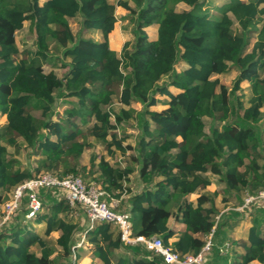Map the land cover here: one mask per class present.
I'll return each mask as SVG.
<instances>
[{"label":"trees","instance_id":"obj_1","mask_svg":"<svg viewBox=\"0 0 264 264\" xmlns=\"http://www.w3.org/2000/svg\"><path fill=\"white\" fill-rule=\"evenodd\" d=\"M179 3L189 8L177 10ZM115 6L128 11L132 23L133 39L119 53L108 39L117 21ZM212 6L207 0H0V115L5 116L0 124V201L3 192L49 172L60 178L78 175L104 190L109 202V197H121L135 174L134 188L117 206L137 213L134 235L157 236L183 256L196 253L213 229L207 263L264 264V203L246 208L251 224L246 240L238 244L243 253L237 254L229 233L241 213L232 208L220 212L216 192L200 193L195 202L187 198L210 185L212 168L237 205L243 202L242 191L264 189L259 163L264 157V0H228L216 8L218 15ZM75 17L78 29L73 32L69 20ZM27 20L33 49L21 50L15 33ZM151 25H156L155 39L144 31ZM83 32H99L101 39L83 37ZM178 62L185 68L177 71ZM43 64L64 73H45ZM230 69L236 75L227 88L214 76ZM243 80L251 91L247 106L236 94ZM157 96L167 97L163 113L150 109L160 101ZM58 100L65 104L59 113ZM114 103L119 105L111 110ZM206 117L211 119L208 132ZM125 124L136 131L133 145L119 136ZM89 137L102 144L108 157L131 152L129 163L121 167L91 154L82 165V152L93 143ZM19 142L36 156L32 169H21L8 158L6 144ZM37 194L41 210L31 221L25 218L24 195L11 220L0 227V264H75L70 256L77 233H83L102 264H165L140 244H123L110 223L88 229L65 218L83 210L70 206L60 188L40 187ZM169 219L182 225L173 241ZM32 224L43 225L42 234ZM52 232L60 233L55 253L46 239ZM224 242L233 246L221 255Z\"/></svg>","mask_w":264,"mask_h":264},{"label":"rangeland","instance_id":"obj_2","mask_svg":"<svg viewBox=\"0 0 264 264\" xmlns=\"http://www.w3.org/2000/svg\"><path fill=\"white\" fill-rule=\"evenodd\" d=\"M109 1H111L113 3L116 2V0H109ZM227 1L228 0H207V6L211 7V5H213L212 7H214V8L211 10V12L214 15H218L216 8L224 5L225 3H227ZM129 4L131 6H133L132 2H129ZM188 8L189 7L187 5L182 4V3L177 5L178 10L188 9ZM115 15L117 17V21L114 23L109 34L116 32L117 35H119V38L123 39V43H122V46H123V44L126 41H132V39H133V35L130 32L131 28H132V23L130 22L129 19L126 18L129 15L128 11H126V10H122V12L121 11L118 12L116 10ZM263 18H264V15H263ZM77 21H78V17H75L74 19L69 20L70 27H71L73 32H75L78 29ZM233 29H234V31H237L238 26L236 25V23H234ZM144 31L146 32V34L148 36H153L155 33L154 26L145 27ZM84 36H88V35L84 34ZM15 38H16V42H17L19 49H21V50L25 49V48L33 49L34 35H33L30 20L25 21L23 24V27L20 30L16 31ZM90 38H92V37H90ZM250 42L251 43L253 42V38H251ZM122 46H121V48H122ZM250 48H251V44L246 48V51L250 50ZM182 67H183V65H181V63H177L175 66V69L180 70ZM43 70L45 73H49L53 70L59 77L61 75H63V73H64L63 68L58 67V66L53 68L48 64H43ZM235 75H236V71L234 69H230L229 71H227L223 74H220V75H216L214 77H218L222 84H224L227 88H230V86L232 84V80L234 79ZM236 94L239 95L240 97H242L243 105L247 106L248 105V99L251 96V91L249 89L247 80H243L240 83V88H239V90L236 91ZM159 104L160 105L155 106L154 108L157 110H161L160 112L163 113L164 110H162V109L165 108L167 105H163L164 100H160ZM64 107H65L64 102H62L61 100H58L56 102L55 110L57 111V113H59L64 109ZM117 107H118V105L114 104L110 107V109L111 110L116 109ZM262 110H264V108ZM33 115H35L36 117H39L40 112L39 111H33ZM56 118H57L56 115L52 116V119H56ZM4 121H5V116L0 115V124H2ZM204 123H205V131L208 132V128H209V125L211 123V119L207 118V117L204 118ZM124 128H125L124 132H119L120 137L124 136L123 137L124 138L123 143L124 144H131V145L134 144L136 131L133 129V126L131 124H129V125L125 124ZM89 140L92 141L93 143H92V146L90 148L85 149L82 152V155H81L80 160H79L82 165L88 164L89 156L91 154L97 155V158L100 156H104L106 159L109 160V162L111 164L121 166V167H123L129 163V154H131V152L128 151V153L124 156L116 154L113 157H108L105 155V150L103 149V146L100 142H97V141L94 142L92 137H89ZM6 147H7V152H8V158L16 159L19 163L18 166L21 169L27 168V167H31V169H32V167L35 165L34 160L36 159V156L32 155L30 150L27 149L26 146H24V144L22 142H19L17 146H11V145L6 144ZM259 163L264 166V157H262L259 160ZM134 175L132 174V176L130 178L131 182L124 185L126 190L125 191L123 190V192L121 193L122 194L121 197L120 198L113 197L114 199H119L118 204L121 202H124V199H126V196H127V193L129 192V190L134 188V186H135ZM207 175L210 177V180H211L210 185H208L204 189L197 190V194H192V195L188 196V198L194 200L196 195H199L200 193L212 195L213 192H216L217 194L214 195V200H215V203H216L219 210L226 209L227 207L237 206V198H235L233 196V194H229L230 198H229L228 202L224 203L222 201L223 197H227L229 195L224 192V185L221 182H218L219 171L215 168H212L211 171L209 173H207ZM10 194H11V192H3L1 194L2 200L0 201V227H2L3 224H5V223L1 224L2 208H3L2 206L10 198ZM244 195H245L244 191L239 193V196L241 198L244 197ZM130 216H131L130 224H131V228H132L133 225H135L137 222L138 215L135 212H130ZM244 217L246 218V221L250 220V217L243 215V219H245ZM32 218H30V219L26 218V219L31 221ZM65 218H68V219L72 220L73 222H76L79 227L84 228L88 224V220H87V217H86L84 211H81L80 209H75V211L70 213L69 216L65 217ZM171 221L173 223L172 219H171ZM32 227L35 231L42 234L43 225L32 224ZM59 234H60L59 232H52L48 237H46L49 246L52 247L53 249H55L54 253L58 252L60 250L59 245L56 243V238L59 236ZM82 234L83 233H77L75 235V239L76 240L80 239L81 238L80 236ZM231 235H232V238L234 240L235 249L240 250V248L238 247V244H240L241 242H244L243 239L247 235V231L245 229V226H242L240 228L238 227V230H237V228L234 229V231L232 232ZM80 247H82V246H80ZM85 247H86L85 250L88 249V251H89L91 249L90 247L88 248L86 245H85ZM230 247H232V245H230ZM229 249H231V248H229ZM32 250L35 252L38 251L37 247H33ZM71 250H72V254L70 256V259L75 264L78 261L80 263L81 258H79L78 253L77 252L74 253L73 248ZM84 261H86L89 264H92V262H89L88 259L84 260ZM250 264H260V263L254 262V263H250Z\"/></svg>","mask_w":264,"mask_h":264},{"label":"built area","instance_id":"obj_3","mask_svg":"<svg viewBox=\"0 0 264 264\" xmlns=\"http://www.w3.org/2000/svg\"><path fill=\"white\" fill-rule=\"evenodd\" d=\"M40 187H57L63 191L64 199L70 206L80 205L88 220V229L98 223H110L119 232V239L125 245L140 244L145 249L154 254L160 255L165 264H209L207 263L211 248L214 245L213 229L204 237L201 248L194 254L181 256L168 245H163L157 236L145 237L134 235L130 224V214L124 209H117L118 199L109 197V202L105 199L106 192L94 183L87 184L78 175H67L57 177L55 174L45 172L29 177L27 180L16 185L11 191L10 198L3 204L1 224L11 220L19 208L22 198L27 196V212L25 218L34 217L36 212L41 210L37 190ZM254 203H264V189L256 193H245L243 202L234 207L236 210L248 208ZM216 220L218 216L215 217ZM230 243L224 242L220 248L221 255L229 251Z\"/></svg>","mask_w":264,"mask_h":264},{"label":"crops","instance_id":"obj_4","mask_svg":"<svg viewBox=\"0 0 264 264\" xmlns=\"http://www.w3.org/2000/svg\"><path fill=\"white\" fill-rule=\"evenodd\" d=\"M43 1H44V0H39L40 3L43 2ZM110 2H111V1H110ZM179 4H180V3H179ZM182 4H184V3H182ZM177 5H178V4H177ZM185 5H186V4H185ZM116 10H117L118 12H120V11L122 12V10H125V9L121 8L120 6H115V11H116ZM177 10H178V9H177ZM181 10H185V9H181ZM116 18H117V17H116ZM151 26H154L155 33H154L153 36H148V37H149V39H155L156 36H157L156 25H151ZM148 27H150V26H148ZM84 34H86V35H88V36H84ZM83 37H87V38L92 37V38H94V39H96V40H100V39H101V35H100L99 32H93V33L83 32ZM108 39H109V47H110L111 49L115 50L117 53H119L120 50H121V46H122V43H123V39H120V38H119V35H117L116 32H115V33H110V34H108ZM178 63H181V65H183V67H182L181 69L185 68V63H183V62H178ZM181 69H180V70H181ZM177 71H179V70H177ZM169 90H170L172 93H177V92L179 91L178 89L173 88V87H169ZM157 97L159 98V100H165V99H167L166 96H157ZM159 103H160V101H159L156 105L151 106L150 109H152V110H156V111H159V112H160L161 110H157V109L154 108L155 106L160 105ZM114 104L119 105L118 103H114ZM163 105H166V104H163ZM132 106L135 107V108H138V105L135 104V103H133ZM167 108H168V106H166V107L163 108L162 110H166ZM132 145H133V144H132ZM130 178H131V176H130ZM198 190H199V189H198ZM192 194H197V191L194 192V193H192ZM192 194H190V195H192ZM190 195H189V196H190ZM197 196H198V195H196V197H197ZM196 197H195L194 200L189 199L188 197H187V198H188L189 201L195 202ZM118 200H119V199H118ZM237 206H238V205H237ZM235 207H236V206H235ZM229 208L234 209V207H227L226 209L220 210V212H223V211H225V210H227V209H229ZM235 210H236V209H235ZM237 211H239V212L241 213V217H240V222H239V224H238L234 229L237 228V230H238V227L240 228V227H242V226H245L246 231H248V228H249V226H250V224H251V221H250V220L246 221V218H245V217H244L245 219H243V215H246V216L250 217V214H249V212H248V209L245 208V209L237 210ZM250 219H251V217H250ZM240 224H241V225H240ZM244 224H245V225H244ZM167 225H168L169 228H171V229L175 232V236H174L173 238H171L170 241L176 240L177 235L179 234V232H180V230H181V228H182V225H181L180 223H178V222H173V223H172L171 219H169ZM239 225H240V226H239ZM234 229H233L232 231H230V233H229V235H230L231 238H232V235H231V234H232V232L234 231ZM80 237H81V238H80V239H77V241L75 242V245L73 246V251H74V253L77 252L79 258H81V262L79 263V261H78V262H76V264H89V263H87L86 261H84V260H87V259L89 260V262H92V264H102L101 261L93 255V247H92L91 245L87 244V243L83 240L84 235L82 234ZM246 237H247V235H246ZM246 237L243 239V241L246 240ZM232 239H233V238H232ZM85 245H86L88 248L90 247L91 249H90L89 251H88V249L85 250V248H86ZM80 246H82V247H80ZM232 246H233V245H232ZM238 247L240 248V250H236L235 247H234V251H235L237 254H241V253H243V248H241L240 245H238ZM254 262H257V261H251L250 263H254ZM250 263H249V264H250ZM258 263H259V262H258Z\"/></svg>","mask_w":264,"mask_h":264}]
</instances>
